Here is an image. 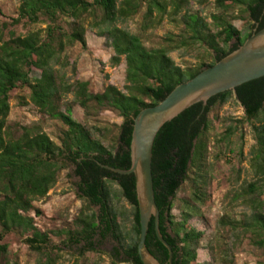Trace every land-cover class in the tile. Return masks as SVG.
<instances>
[{
	"label": "trees",
	"instance_id": "1",
	"mask_svg": "<svg viewBox=\"0 0 264 264\" xmlns=\"http://www.w3.org/2000/svg\"><path fill=\"white\" fill-rule=\"evenodd\" d=\"M17 19L38 24L43 19L46 29L27 36L10 34V26L0 22V264H20L10 259L8 237H24L29 250L38 253L37 264H55L49 234L41 231L32 212L40 215L34 203L44 199L56 186L62 171L69 165L78 179L79 198L85 210L74 222V228L60 234L64 244L78 248L82 259L97 252L108 241L113 243L108 257L112 264H142L137 252L140 224L133 175L123 176L103 169L100 164L120 170L131 166L130 146L133 122L140 111L154 107L178 85L236 51L254 31L264 28V0H215L216 14L211 22L190 8L203 6L208 0H20ZM142 15L141 34L123 28L129 20ZM235 12L238 14L235 15ZM2 10L0 8V15ZM182 26L179 35L170 34L157 48H148L142 35L159 27L165 19ZM245 18L250 32L242 36L232 24ZM63 24L67 25V28ZM87 27L96 30L112 49L111 65L125 61V86L118 90L108 85L103 93H90L87 82L69 84L59 76L64 67L65 51L80 44L87 48ZM203 49L210 63L183 69L171 58L172 52ZM200 59H204L200 56ZM33 70L40 72L32 77ZM30 90V102L41 113L59 121L63 128L54 142L38 124L19 127L16 135L8 119L10 100L18 89ZM233 92L211 98L206 107L197 104L184 111L159 130L153 148L152 172L155 200L160 212V231L172 247L173 264H198V250L203 233L190 225L198 206L210 200L212 176L208 167L210 116L216 107L234 99L244 110V122L229 125L218 143L233 153L232 138L247 123L255 145L250 150L254 181L235 194L244 200L249 213L243 219L227 217L219 221L220 229L250 236L251 244L264 255V78L244 84ZM74 94L75 103L84 110L91 107L115 112L123 119L112 147L96 138L93 130L75 121L70 108L61 110L63 97ZM257 123V124H255ZM242 146L238 156L243 157ZM188 184L190 200L181 208V221L171 212L178 193ZM113 186H117V190ZM126 201L131 211L117 206ZM131 219V221H130ZM130 221V232L126 230ZM146 245L160 263L168 262V250L159 243L154 221L149 226ZM261 264H264L261 263Z\"/></svg>",
	"mask_w": 264,
	"mask_h": 264
},
{
	"label": "rangeland",
	"instance_id": "2",
	"mask_svg": "<svg viewBox=\"0 0 264 264\" xmlns=\"http://www.w3.org/2000/svg\"><path fill=\"white\" fill-rule=\"evenodd\" d=\"M92 2L93 0H87ZM20 0H0L1 23H8L10 26L4 33L7 40L10 34L15 36H27L29 33L43 31L47 24L42 19L38 24H30L26 21L15 25L13 20L18 17ZM215 0H208L206 5L200 6L192 3L190 8L193 12L199 13L209 22L212 14L218 13L215 9ZM145 9L121 25L134 34H141L142 15ZM238 14L235 12V15ZM243 19V18H242ZM232 24L246 36L250 32V24L244 18L235 20ZM67 28L66 24H63ZM182 26L165 19L163 23L142 35L143 41L148 48H157L163 43V39L170 34L179 35ZM87 48L82 49L80 44L68 48L63 54L64 67L59 69V76H65L69 84L77 82H87L90 93H103L108 85H113L118 90H123L125 86V61L117 67L111 65L110 59L113 56L112 49L106 46V40L97 36L96 30L87 27L86 33ZM204 59H200V56ZM177 65L183 69L197 67L201 62L210 63L212 61L209 54L203 49L178 50L170 54ZM40 72L33 70L32 77H39ZM31 92L29 89H18L12 94L10 100L11 112L8 119L9 128L19 134V127L32 126L38 124L49 137L59 144L58 137L63 125L47 115L41 113L30 102ZM70 108L72 118L93 130L96 138H103V143L107 147H112L113 140L118 136V127L123 119L115 112L93 108L84 110L75 103L74 94L63 97L61 110L63 112ZM244 110L234 100H230L223 107H216L210 116L211 130L209 131V157L208 167L212 176L210 188V200L203 206H198L197 215H193L190 225L199 232L203 233V239L198 250V264H261L264 262L263 251L253 246L250 236L243 237L233 234L228 229H220L219 221L224 218L243 219L249 213L244 200H236L235 194L240 193L241 189L254 181L253 170L250 166V150L255 145L251 126L247 123L240 125L242 128L232 138V148L235 150L229 153L224 143H218L221 135L229 125L236 121L244 122ZM257 124V123H255ZM243 135V157L238 156V151L242 146L240 137ZM71 165L61 172L56 186L49 192L44 199L34 203V207L40 211V215L35 212L31 216L35 218L38 228L47 232L50 237L51 246L57 247L60 251H51L52 257L56 260L55 264H112L107 256L113 243L106 242L100 246L97 252L100 254H87L82 259L81 253L76 247H69L64 244V236L60 233L74 228V222L80 216L81 210H85L86 203L79 198L77 192L78 179L75 177ZM117 190V186H113ZM190 188L184 185L177 196L176 207L171 212L177 221H181V208L186 201L190 200ZM264 201V195L262 197ZM117 206L124 208L129 214L130 205L121 200ZM131 221V219H130ZM127 223L126 230L130 232L131 223ZM10 259L17 260L20 264H37L40 256L29 250L24 242V237H8ZM118 264H126L119 263Z\"/></svg>",
	"mask_w": 264,
	"mask_h": 264
},
{
	"label": "water",
	"instance_id": "3",
	"mask_svg": "<svg viewBox=\"0 0 264 264\" xmlns=\"http://www.w3.org/2000/svg\"><path fill=\"white\" fill-rule=\"evenodd\" d=\"M261 78H264V28L254 31L240 48L212 67L175 87L156 106L139 112L133 122L128 170L99 163L107 171L135 178L140 224L137 252L142 264H162L146 245L152 220L159 243L168 250L166 264H173L172 247L160 231V210L155 200L152 172L153 148L159 130L192 106L202 104L206 107L211 98L228 91L237 97L235 91L238 87Z\"/></svg>",
	"mask_w": 264,
	"mask_h": 264
},
{
	"label": "flooded vegetation",
	"instance_id": "4",
	"mask_svg": "<svg viewBox=\"0 0 264 264\" xmlns=\"http://www.w3.org/2000/svg\"><path fill=\"white\" fill-rule=\"evenodd\" d=\"M242 107V106H241ZM74 169V168H73ZM78 191V190H77Z\"/></svg>",
	"mask_w": 264,
	"mask_h": 264
}]
</instances>
